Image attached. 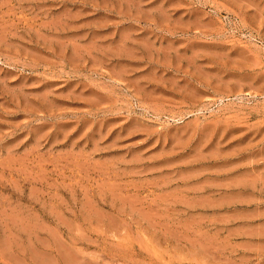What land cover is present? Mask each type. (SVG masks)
<instances>
[{
	"label": "rangeland",
	"instance_id": "obj_1",
	"mask_svg": "<svg viewBox=\"0 0 264 264\" xmlns=\"http://www.w3.org/2000/svg\"><path fill=\"white\" fill-rule=\"evenodd\" d=\"M0 264H264V0H0Z\"/></svg>",
	"mask_w": 264,
	"mask_h": 264
}]
</instances>
